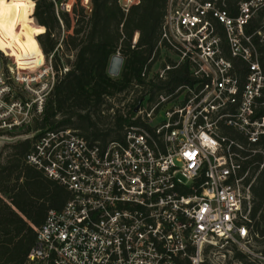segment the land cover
Returning a JSON list of instances; mask_svg holds the SVG:
<instances>
[{
  "label": "built area",
  "instance_id": "2783aa9c",
  "mask_svg": "<svg viewBox=\"0 0 264 264\" xmlns=\"http://www.w3.org/2000/svg\"><path fill=\"white\" fill-rule=\"evenodd\" d=\"M262 9L264 0H168L156 49L177 59L158 77L132 81L119 104L106 97L127 115L122 138L100 145L66 129L33 142L26 163L69 197L35 228L23 264H212L232 246L255 255L242 161L264 137V67L254 39L264 46V24L246 30ZM234 60L245 64L244 77ZM181 65L190 77L167 84L165 71ZM10 116L1 113L0 128L18 125Z\"/></svg>",
  "mask_w": 264,
  "mask_h": 264
},
{
  "label": "trees",
  "instance_id": "16d2710c",
  "mask_svg": "<svg viewBox=\"0 0 264 264\" xmlns=\"http://www.w3.org/2000/svg\"><path fill=\"white\" fill-rule=\"evenodd\" d=\"M28 1L31 6L34 2V18L44 28L38 36L36 31V38L42 52L51 56L56 80L39 114L40 119L34 120V126L29 125L27 136L4 146L9 149L5 154L0 148V264H23L36 239L35 228L44 222L50 209L60 210L69 197L63 186L26 163L25 156L33 142L47 130L66 129L100 145L122 138L127 115L106 97L114 98L119 104L118 95L127 91L132 81L148 77L158 56L156 46L168 0H135L127 8L119 0H83L87 10L81 6L77 10L75 4L73 16L66 11L55 12L58 0ZM235 1L227 0V4ZM4 14L0 8V15ZM72 19V31L63 40L71 60L65 59L66 69L63 70L54 29L61 20L69 30ZM263 24L264 9L251 18L246 30L253 32L263 28ZM254 39L264 67V46L258 42V37ZM114 54L123 58L117 76L108 73ZM234 68L238 77L245 76L242 61L234 60ZM164 77H168L167 84L178 85L190 76L188 67L181 65L166 70ZM258 114L264 115V105L259 107ZM230 134L245 141L233 132ZM253 148L256 152L242 161V168L243 171L248 169L245 181L250 182L252 231L257 234L256 243L264 238V137ZM231 248L233 258L245 264L255 263L250 259L253 256L235 251L234 246Z\"/></svg>",
  "mask_w": 264,
  "mask_h": 264
},
{
  "label": "rangeland",
  "instance_id": "374dc122",
  "mask_svg": "<svg viewBox=\"0 0 264 264\" xmlns=\"http://www.w3.org/2000/svg\"><path fill=\"white\" fill-rule=\"evenodd\" d=\"M119 2L122 5L132 3L130 0H119ZM75 4L77 10L80 6L87 10L83 0H58L54 5L55 12L66 11L73 16L72 7ZM0 8L5 11L4 16L0 15V115L8 109L12 116L8 117L7 121L14 117L18 120V125L11 129L8 123L0 128V148L4 149V146L16 139H24L29 125L34 126V120L40 119L37 112L39 102L42 100L43 109L56 80V72L52 67L51 56H46L42 52L36 38V31L38 30V36L44 32V28L38 25L34 18V2L31 6L28 0H0ZM73 26V19L69 30L59 20L58 26L54 29L63 70L66 69L65 59L71 60L70 52L65 49L63 40L68 33H71ZM176 59L174 53L159 50L148 77L160 74L163 63ZM13 103H19L24 108L21 110L17 106L10 108ZM8 151L9 149L6 148L3 153ZM234 249L239 250L237 247ZM252 251L255 255L250 259L255 261L254 264H264V238L254 244ZM221 254L222 251H217L215 256H211L212 264H245L243 260L233 258L231 253L225 258Z\"/></svg>",
  "mask_w": 264,
  "mask_h": 264
},
{
  "label": "water",
  "instance_id": "95a60500",
  "mask_svg": "<svg viewBox=\"0 0 264 264\" xmlns=\"http://www.w3.org/2000/svg\"><path fill=\"white\" fill-rule=\"evenodd\" d=\"M122 63H123V58L119 54H114L111 57L108 65V73L112 76H117L120 72Z\"/></svg>",
  "mask_w": 264,
  "mask_h": 264
},
{
  "label": "crops",
  "instance_id": "0c3cea01",
  "mask_svg": "<svg viewBox=\"0 0 264 264\" xmlns=\"http://www.w3.org/2000/svg\"><path fill=\"white\" fill-rule=\"evenodd\" d=\"M134 1H135V0H133V1H132V0H130V2H132V3H133Z\"/></svg>",
  "mask_w": 264,
  "mask_h": 264
}]
</instances>
